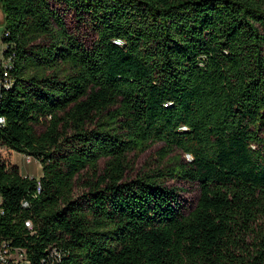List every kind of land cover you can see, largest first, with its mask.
I'll return each mask as SVG.
<instances>
[{"label": "trees", "instance_id": "obj_1", "mask_svg": "<svg viewBox=\"0 0 264 264\" xmlns=\"http://www.w3.org/2000/svg\"><path fill=\"white\" fill-rule=\"evenodd\" d=\"M50 1L0 0V148L41 165L0 155V244L26 264L51 246L48 264H264V0H55L88 44ZM156 142L163 166L128 175Z\"/></svg>", "mask_w": 264, "mask_h": 264}, {"label": "rangeland", "instance_id": "obj_2", "mask_svg": "<svg viewBox=\"0 0 264 264\" xmlns=\"http://www.w3.org/2000/svg\"><path fill=\"white\" fill-rule=\"evenodd\" d=\"M51 7L56 9L59 14L62 16L67 28L70 31L76 33L86 44L90 43L91 41V34L81 26L79 20L75 14L66 8L62 3H59L55 0L50 1ZM4 30L3 26V16L0 10V62L2 60V51L4 49V43L2 42V33ZM42 128L40 126L36 127V132L40 133ZM161 143L156 142L152 144L148 149L145 151L135 154L130 153L129 159L131 162V170L128 172V175L134 176L137 172L141 170H145L148 168H155V167H162L161 159L158 155V150L161 148ZM1 156L4 160L8 161L10 164H13L18 168V171L22 175H28L29 177H39L41 174V165L40 163L30 158V161L27 162L26 155L6 150L5 148H0ZM177 154L179 160L187 161L190 160L189 156L186 154H182L180 152ZM174 154V153H173ZM100 167L103 165V161L101 160L99 163ZM172 184H175L180 188L178 190V196L181 203V210L188 211L196 203L198 197V187L195 182H189L185 180H172ZM26 264V263H23Z\"/></svg>", "mask_w": 264, "mask_h": 264}, {"label": "built area", "instance_id": "obj_3", "mask_svg": "<svg viewBox=\"0 0 264 264\" xmlns=\"http://www.w3.org/2000/svg\"><path fill=\"white\" fill-rule=\"evenodd\" d=\"M9 69H8V58H3L0 62V89L9 81ZM6 149V148H5ZM8 150V149H6ZM10 151V150H9ZM1 155V153H0ZM27 157V162L30 161L29 156ZM39 185V183H37ZM2 198L0 196V204ZM2 209L0 208V214ZM27 228H31V222L27 220L25 222ZM25 251L22 248L11 247L7 243L0 244V264H23L26 260ZM60 251L51 246V254L47 255V264L55 263L60 258Z\"/></svg>", "mask_w": 264, "mask_h": 264}, {"label": "clouds", "instance_id": "obj_4", "mask_svg": "<svg viewBox=\"0 0 264 264\" xmlns=\"http://www.w3.org/2000/svg\"><path fill=\"white\" fill-rule=\"evenodd\" d=\"M116 43H118V44H119V43H121V41H116Z\"/></svg>", "mask_w": 264, "mask_h": 264}, {"label": "bare ground", "instance_id": "obj_5", "mask_svg": "<svg viewBox=\"0 0 264 264\" xmlns=\"http://www.w3.org/2000/svg\"><path fill=\"white\" fill-rule=\"evenodd\" d=\"M25 262H27V261H23V263H25Z\"/></svg>", "mask_w": 264, "mask_h": 264}, {"label": "water", "instance_id": "obj_6", "mask_svg": "<svg viewBox=\"0 0 264 264\" xmlns=\"http://www.w3.org/2000/svg\"><path fill=\"white\" fill-rule=\"evenodd\" d=\"M3 16V15H2Z\"/></svg>", "mask_w": 264, "mask_h": 264}]
</instances>
